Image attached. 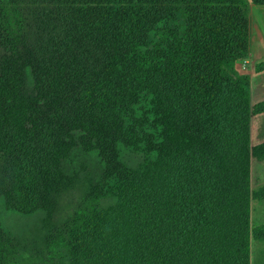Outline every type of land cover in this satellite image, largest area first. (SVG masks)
<instances>
[{
    "label": "trees",
    "instance_id": "16d2710c",
    "mask_svg": "<svg viewBox=\"0 0 264 264\" xmlns=\"http://www.w3.org/2000/svg\"><path fill=\"white\" fill-rule=\"evenodd\" d=\"M247 0H0V199L49 214L94 151L103 182L63 238L30 253L0 225V264H249ZM264 71V61L255 66ZM30 73L32 86L26 83ZM124 146L151 158L138 168ZM100 197H112L107 206ZM59 247L63 249V252Z\"/></svg>",
    "mask_w": 264,
    "mask_h": 264
},
{
    "label": "rangeland",
    "instance_id": "374dc122",
    "mask_svg": "<svg viewBox=\"0 0 264 264\" xmlns=\"http://www.w3.org/2000/svg\"><path fill=\"white\" fill-rule=\"evenodd\" d=\"M247 17L249 33V51L247 55L235 61L231 67L237 74H245L250 85V100L254 104L264 99V71L256 72L255 66L264 61V0H247ZM26 83L30 88L32 80L27 72ZM264 140V112L256 114L250 120V145ZM152 155L144 151L120 146L118 158L127 167L138 168ZM67 174L75 177L73 184L58 196L49 214L45 210H37L24 215L8 210L0 199V225L8 230L19 242V245L30 253H39L48 236L57 234L65 237L76 216L91 201L88 199L90 187L103 182V163L94 151H83L76 148L63 163ZM264 185V160L251 162L250 187L257 189ZM114 202L112 197H100L97 203L102 206ZM250 221L252 226L264 223V199L251 203ZM63 249L59 247V251ZM249 264H264V241L250 242Z\"/></svg>",
    "mask_w": 264,
    "mask_h": 264
},
{
    "label": "crops",
    "instance_id": "0c3cea01",
    "mask_svg": "<svg viewBox=\"0 0 264 264\" xmlns=\"http://www.w3.org/2000/svg\"><path fill=\"white\" fill-rule=\"evenodd\" d=\"M264 48V47H263ZM262 59H264V51H263V58ZM262 100H264V99H262ZM261 100V101H262ZM259 102V101H258ZM262 141H264V140H262ZM259 142H261V141H259ZM259 142H257V143H259ZM254 145V144H253Z\"/></svg>",
    "mask_w": 264,
    "mask_h": 264
}]
</instances>
